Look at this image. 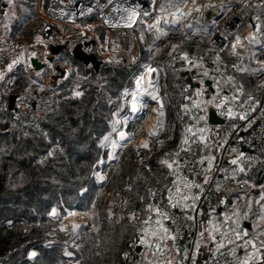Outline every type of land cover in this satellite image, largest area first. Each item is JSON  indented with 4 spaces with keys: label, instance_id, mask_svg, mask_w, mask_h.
I'll list each match as a JSON object with an SVG mask.
<instances>
[{
    "label": "trees",
    "instance_id": "obj_1",
    "mask_svg": "<svg viewBox=\"0 0 264 264\" xmlns=\"http://www.w3.org/2000/svg\"><path fill=\"white\" fill-rule=\"evenodd\" d=\"M21 2L29 6L34 4L33 0ZM260 4L264 5V0H260ZM240 8L235 0L224 7L217 19L230 16L226 11L236 14ZM22 18L24 20L23 16L17 19L11 28L6 27L7 35L12 39L20 32L16 25ZM251 18L256 25H261L259 39L264 42V9L246 11L235 35L242 40ZM4 20L0 21L1 31L5 28L2 26ZM96 21L97 17L93 16L87 23ZM201 25L209 32L200 37L189 29H186V34L176 33L177 25L168 24L166 27L169 37L164 41L170 42V47L172 44L179 47L171 56L167 52L156 64L160 71L152 78V87L148 88V92L158 97V100H153L147 95L158 103L156 125L160 121V126L153 129L157 134L149 136L148 148L130 143L131 139L144 137L141 128L145 117H134V121L124 122L126 117H132L129 106L134 80L144 69L150 53L147 46L152 37L146 24L135 28L142 51V64L138 66H112L98 56L101 66L95 71L65 52L59 59L63 66L70 67L68 77L62 81L55 96L44 97L43 102L32 106L29 114L7 110L9 92L19 90L28 95L33 90V79L28 78V72L20 74L8 93L0 90V264H144V252L137 250L138 246L143 247L139 244L140 221L148 215L146 205L156 204L159 191L166 198V186L173 187L172 181L181 175V148L184 147L181 141L188 134L185 129L197 89L203 87L206 91L203 93L209 100L219 91L214 105L219 103L220 97L229 98L221 108H213L217 113L227 112L229 107L238 111L250 91L264 90V70L231 73L228 65L236 63L237 56L230 51L215 50L211 46L213 42L222 44L226 41L212 26ZM140 28L148 34L143 43L139 36ZM105 31L104 26L97 30L101 41L105 38ZM25 34L28 35L26 32L21 35ZM232 39H235L234 35L230 41ZM157 41L160 44L163 40ZM157 44H151L152 50ZM251 45L257 54L256 59L264 60V49ZM92 51L97 54L95 48ZM180 52L190 53V57H206L211 63L203 61V67H192L180 59ZM217 53L221 60L214 62ZM256 67L254 69H260ZM205 70L208 76L203 75ZM186 72L188 75L185 76ZM213 77L219 81V89L214 88L211 92L206 82L214 80ZM228 77H233V80L229 81ZM200 80L204 83L200 84ZM77 84L79 89H76ZM241 86L242 92L237 91ZM73 90L83 94L74 97ZM232 96L238 99L232 100ZM184 105L188 108L185 109ZM161 111L163 115H158ZM119 131L133 137H125L119 156L113 163H107L110 149L103 147L104 137L112 132L117 138ZM49 151L53 152L52 156H48ZM175 153L178 156L173 155ZM162 159L177 160L179 169L169 170L160 163ZM98 160L101 162L97 163ZM100 172L106 175L101 184L96 180V174ZM238 181L242 189L237 191L234 199L253 185L259 187L264 184V174L259 168H249ZM215 184L214 201L223 199L227 205L232 203L227 198L230 195L223 197L225 189L221 184ZM149 189L156 192L154 198L149 196ZM110 194L120 199V205L111 218L100 220L98 212L106 195ZM140 197L144 200L141 201ZM53 208L56 209V218L49 215ZM75 212L90 217L92 223L85 227L74 222L79 227L68 239L66 230L59 226L68 213ZM130 213H135L138 219H130ZM182 213L190 215L189 211ZM26 226L29 230L24 231ZM185 247V244L177 243L179 253H184ZM31 251L37 252V256L29 258ZM65 252H71V257ZM125 253L129 258H125Z\"/></svg>",
    "mask_w": 264,
    "mask_h": 264
},
{
    "label": "built area",
    "instance_id": "obj_2",
    "mask_svg": "<svg viewBox=\"0 0 264 264\" xmlns=\"http://www.w3.org/2000/svg\"><path fill=\"white\" fill-rule=\"evenodd\" d=\"M52 1L53 0H45V4L48 5ZM185 1L188 0H182L180 3L183 4ZM174 2H176V0H156L153 14L159 17L158 15H160V12L162 11L161 9L168 7L169 10L170 8L175 7L176 4ZM237 3L241 6L238 13L228 17H221L220 19H217V26H212L215 30L219 31L223 40L226 41L222 44L217 42H213L211 44V46L218 52L230 51L232 53L231 45L236 43L237 36L235 34L241 26L243 14L246 11H258L263 8V5L260 4V0H237ZM187 4L188 3H186L185 6H187ZM146 18L147 17L145 15H140L137 22L131 27H128L127 25L107 27L102 24V26L106 29L103 41L100 39H94V34L87 30V27L82 26L83 23L67 24L52 20V22L45 23L42 27L44 45L47 46V48L50 45H65L73 48L77 44L88 42L90 44L92 43L96 49L97 55L102 58L101 60L106 64L112 66H138L142 62V51L138 37L135 33V28L140 26L141 22ZM97 20L98 21L94 24L100 25L102 21L98 18ZM6 31V27L0 31V38ZM232 35L235 36V39L230 41V37ZM229 41L230 44H227ZM34 51L37 53L35 58H37L40 63H46L45 61L49 63L47 60L48 55L42 56L37 52V50ZM252 52L255 51L249 43L239 42L236 45L235 54L232 53L237 56L238 61L236 63L231 62L228 65L230 72L233 74L248 73L256 66L260 67V65L257 64L251 56ZM30 53L28 56V65L31 64V67H28L30 71H35L34 66L30 61L32 58ZM12 56L13 54L10 52L0 55V70L7 68V64L12 59ZM205 61L207 64L211 63L209 60L205 59ZM233 64H236L238 67L233 68ZM240 68L245 69V71H240ZM139 75H142V71ZM43 81L45 82V79ZM210 81L211 86L217 89L213 86L216 81ZM133 90H136V85ZM47 93H51V95L55 96L57 91L51 92V90H48ZM249 95L253 97L252 100H248ZM42 99L43 98L37 87H34V89L28 95L25 94L23 99L19 102L21 109L20 112H24L26 114L31 113L32 106L36 107L37 103L43 102ZM143 101V105L151 107L152 113L155 114L157 112L159 105L156 101H153L149 96L144 97ZM242 108L243 111H235L234 115L231 117L227 115V112H222L221 114L218 113L224 122L222 124L211 125L215 129L223 131V135H226V143L223 147L221 160L212 178L210 177L209 171H206V161L203 164L199 163L200 157L205 156L204 146L200 143L191 144L192 140H196V136H191L189 138L191 150L183 151L180 177H186L189 181H194L202 186L203 194L197 201V204L202 207V209L207 210L213 215L230 209L227 204H221L219 201H214L213 186L216 182H219L220 177L223 178L224 176H227L225 162L229 157H231V154L235 157L239 155L240 152L245 153V156L241 158V163L247 168H259L264 174V90L262 92L250 91L242 104ZM241 114L245 116L244 119L240 118ZM192 115L196 123H204L205 128L210 125L209 110H206L203 103L200 104L199 108L193 107ZM200 117H204V119H200ZM198 135L199 133H197V136ZM131 142H133L132 139L130 143ZM188 147L189 145H184L183 148ZM233 149H236V151L233 152ZM206 176L207 183H205ZM192 192L199 193L200 189L193 188ZM161 193V191L158 192L160 197L156 199V204L165 207L167 206V197L164 198ZM168 210L170 215H172L173 219L176 221L175 224L171 221H166L169 224L170 230L177 235L175 243L185 244L189 251L195 250L194 241L198 238V233L200 232V223L197 217L198 211L195 214L190 215L194 217V220H188L185 218L186 215L177 211L176 208H169ZM102 213L104 212L102 211ZM76 215L84 217L81 213H76ZM183 254L184 253H179L178 259L183 256ZM125 258H129V254H127ZM185 264H191V260L185 261ZM211 264H236V257L231 254L230 248L226 247L221 249L220 252L214 253Z\"/></svg>",
    "mask_w": 264,
    "mask_h": 264
},
{
    "label": "snow or ice",
    "instance_id": "obj_3",
    "mask_svg": "<svg viewBox=\"0 0 264 264\" xmlns=\"http://www.w3.org/2000/svg\"><path fill=\"white\" fill-rule=\"evenodd\" d=\"M13 3V0H8V4L11 5ZM201 7L204 8H215V5L208 4L203 5L195 8L196 12L201 11ZM221 11L224 10V5H220ZM163 11V9H161ZM230 10V9H229ZM126 12L129 13L127 17V26L131 27L133 23L136 21V17L139 15V13L136 11L135 8L133 9H125ZM177 12L180 11L179 8L176 9ZM145 15H148V13H144ZM168 25L170 22L168 20L157 19L154 21L152 25H149L148 27L150 29L154 28L156 32V39L159 40L161 37H166L168 35V29L166 27H161V24ZM177 21L173 19L171 21V24L174 26L176 25ZM197 24H199V20H197ZM218 24V20L213 18L211 20V25L213 27H216ZM90 27V26H89ZM184 29L192 30L193 32H199L203 31L205 34L209 32V29L207 27L201 28H193V25L191 23L183 25L181 27V31ZM257 33H261V25L257 24L254 26V31L249 34V36L246 38L249 40L250 43L259 45L261 49H264V42H262L257 37ZM142 38V37H141ZM187 35H185V39H187ZM35 40L37 43L44 44V40L37 35L35 37ZM239 37L236 38V43H233L231 45L232 53L235 54L236 51V45L239 43ZM179 45L172 44L171 49L172 51L169 52V55H172V52H174ZM157 51H159V48H157ZM37 53L35 51H32L30 53L31 57H35ZM47 55V53H45ZM256 52H252L251 56L255 59V62L260 65V69H253L252 71H258V70H264V60L256 59ZM180 59L191 65L192 67H203V57H190L187 52H180L179 53ZM175 59V57H173ZM22 60H27V57L25 55V52H21L19 56H17L15 59H13L10 63L7 64V70L12 71L13 67L17 64H19ZM221 60V57L219 53L215 56L214 62H219ZM47 63V61H45ZM66 63V62H65ZM31 67V64L28 65ZM48 67L51 69L52 65L49 64ZM233 68H237L238 66L236 64L232 65ZM240 71H245V69L240 68ZM70 71V69H69ZM157 71L154 68H151L150 66L146 69L147 74H151L153 72ZM41 73L40 71L36 72V75L39 76ZM204 76H208L209 73L207 70L203 72ZM4 78V72L0 71V79ZM63 78H67V75H65ZM145 77L143 75L137 77L135 83H136V91L132 94V103H131V111L133 113L137 112L138 110V104H137V96L140 94H147L151 96L153 100H158L157 95H155L152 92H148L147 88L143 87ZM215 80V77H213ZM228 80H233V77H228ZM200 84H203L204 81L200 80ZM217 89H219V81H217L214 85ZM79 85H76V89H79ZM148 87H152L151 80L148 81ZM237 91L242 92V86L241 88L237 89ZM83 93L78 90H73V96L74 97H80ZM203 95V91L201 89H197L195 96L197 99L193 100V107H200V104L203 103V101L199 100V97ZM219 95V91H217V94L212 97L211 100L207 101V103H213L216 101L217 96ZM189 97H186L188 99ZM228 97H220L219 103H216V108H221L227 101ZM238 99L237 96H232V100ZM253 97L251 95L248 96V100H252ZM141 108L146 107V105L141 104ZM162 107V105H161ZM185 109L188 108V105L183 106ZM158 115H163L162 111L158 113ZM228 116H233L234 112L231 107L227 110ZM241 119H244L245 116L243 114L240 115ZM200 119H204V117H200ZM160 126V121H157V125L154 127ZM187 133H189L191 136H196V140H192L191 144H204L205 148L207 147L206 143V137L203 135L205 133L206 129L204 128H196L189 126L185 129ZM197 133H200V135L197 136ZM157 133L154 130H149L148 135L149 136H155ZM120 139L123 140L126 136V133L121 131L119 133ZM104 140H107V136L104 137ZM182 145H189L188 148H181L182 151H190V141L187 136L182 138L181 141ZM113 147H117L116 143L113 142ZM140 147L148 148L149 144L148 141H143L140 145ZM233 152L236 151V149L232 150ZM53 152L49 151L48 156H52ZM165 155H168L167 153ZM173 155L178 156V153H175ZM245 156V153L240 152L239 155L235 156L233 159L230 160V163L232 165H236L238 167V170L240 172H243L245 169L241 165V158ZM113 158V157H109ZM215 157L214 156H201L199 163L203 164L205 161H207V169L206 171H211L213 167V161ZM101 161H97V163H100ZM161 164L166 165L169 170L179 169V163L177 160H168V159H162L160 161ZM235 172L236 169H233ZM97 175V179L100 181H103L106 179L103 175ZM205 183H207V176L205 177ZM173 187H167V206L162 207L159 204H152L148 203L146 205V211L148 215L140 221L142 227L139 229L140 235H139V244L144 246L148 251L143 253L144 260L147 262V264H185V261L191 260V264H196V258L199 253V250L201 248V245L205 242L210 243L211 245H214L215 251L220 252L221 249L226 248L228 245H234L230 249L231 254L236 257V250L237 248H242L244 250V255L242 257H236V264H264V231L257 233L256 236H249V231L245 228L241 230L240 220L241 216L239 212H233L232 216H229L227 213L223 214V220L215 221L213 219H208L206 222V225H202L203 230L198 233V238L194 241L195 244V250L189 251L188 247H185L183 256L179 257L177 259V256H179V249L175 248V241L177 240V235L170 230L169 227L165 225V221H171L173 224L176 223V221L173 219L172 215L169 213V208H177L179 207L182 211L187 213L189 210L195 211L197 207V201L201 198V195L203 194V188L200 184L195 183L194 181H189L186 177H180L177 176L176 180L172 181ZM255 187V185H253ZM261 188V193L259 198L256 200L257 204H260V201H264V184L259 185ZM193 188L200 189L199 193L192 192ZM217 190H219V186H217ZM148 194L150 197H155L156 192L152 189L148 190ZM141 201L144 200V197H140ZM221 204H224L225 201L221 199L219 201ZM252 200L249 199L248 201V208L251 209ZM260 212L261 215L259 217L260 221H264V204H260ZM56 209L53 208L49 215L55 216ZM249 213L245 212L243 214V219L248 218ZM233 216L235 219H233ZM188 220H194L193 216L187 215L185 216ZM130 219L136 220L138 219L135 213H130ZM79 225L73 224V232H75L76 228H78ZM254 228L260 227L259 224H254ZM63 230V229H62ZM168 241L173 242V248L170 249L168 247ZM225 241L227 243H225ZM240 241L241 243L237 244L236 242ZM251 249L249 251L248 249ZM173 249L176 252V255H173ZM65 255L71 256V252H65ZM149 255H151L152 259H149ZM29 258H34L37 256V252L31 251L28 253ZM125 256H127V253H125ZM171 257V258H167Z\"/></svg>",
    "mask_w": 264,
    "mask_h": 264
},
{
    "label": "crops",
    "instance_id": "obj_4",
    "mask_svg": "<svg viewBox=\"0 0 264 264\" xmlns=\"http://www.w3.org/2000/svg\"><path fill=\"white\" fill-rule=\"evenodd\" d=\"M18 1H20V0H18ZM18 1H13V3L11 5H9L8 0H0V21L2 20V18L5 19L3 21L4 25L2 24V26L7 27V28L8 27L11 28L12 26H14V23L17 19H21L22 16L24 17V20L22 18V20H20L21 22H19V24L16 25L17 29H19L20 32L16 35L15 39H12L11 36H8L6 33L7 31L5 32L6 34H4L0 38V55H2L3 53H8V52L13 54L12 59L9 61V63L13 59H15L17 56H19L21 52H25V55L27 57L26 61L22 60L19 64L15 65L13 67L12 71H8L7 68L0 70V71L4 72V78L0 79V90L4 89V90H6L7 93L9 92L8 91L9 87L11 88V86L14 84V82L17 80V78L20 76L21 73L28 72V73H34L36 75V71H30L29 67H28V56H29L30 52L37 50V52L42 56L45 55V52H47V54H48V48H46V46L44 44L37 43L35 40V37L37 35H39L43 39L42 29L40 27H43V25L45 24V23L43 24V22H44V20H46V18L48 16L47 15L48 5L45 4V0H38V1L33 0L34 4H32L31 6L27 5L24 2H18ZM233 1H235V0H217L216 5H218V7H219L217 9H219L221 11V9H220L221 4H223V5L226 4V6H227L228 4H230ZM262 9H264V5H263ZM26 16L28 17L27 19L25 18ZM39 17L43 18V19H41L42 23H40V25L36 26L38 24ZM250 20H253V23L255 26L256 23H255L254 19L251 18ZM94 23L95 22L90 23V25H88L87 21H85L82 25L87 27V30L91 31L94 34L95 27H96V25ZM254 26L250 22V25L247 26V28L245 29V31L243 33L245 40L249 36V34L254 31ZM25 32L28 33V35L25 34L23 36H26V37H23L21 34L25 33ZM257 37L259 39V33H257ZM94 39H98V36L94 35ZM246 42L248 43V41H246ZM93 48H94V46L92 45V43L91 44L89 43V46L86 48V50L93 52L92 51ZM57 60L60 61V59H57ZM183 64H184V62H183ZM62 69L66 71V75L68 77L70 67L69 66H65V67L63 66ZM54 73H56L55 69H53V74ZM52 75H50V78ZM50 78H48V80H50ZM45 81H47V79H45ZM57 85H60V84L55 83L52 80V82L50 84V87L53 89L52 91L56 92V87L58 89ZM11 94H23L24 95V93H21L19 90L15 93L9 92L8 97ZM211 110H213V109H211ZM209 112H210V109H209ZM221 113H222V111L219 112V114H221ZM206 128L207 129L210 128V130H212L215 134L218 131L213 126H211V124L206 126ZM142 133L145 136L147 131L143 130ZM221 133L223 134V131H221ZM211 140L217 145V148L214 150V152L216 154L214 156L215 157V159H214L215 165L212 167L211 171H209L210 177L212 178L213 174L215 173L216 168L218 167V165L220 163L221 155H222L221 152H223V150H222V147H220L216 136H212ZM219 149H220V151H219ZM233 158H234V156H232V154H231V157H229L225 162V167H226L225 169L227 170V176L226 177L224 176L223 178L220 177L221 179L219 180V182H216V184H215V185L221 184V188L225 189L223 191V197L224 196L227 197L230 195V197H227L230 199V200L228 199L229 202L233 201L230 204L228 203V206L230 209H228L227 211L213 215V214L209 213L207 210L202 209V207L198 206V204H197L196 210L195 211L189 210V213H190V215H193L198 211L197 217H198V220L200 223V231H202L203 230L202 225H206V222L208 219H213L215 222L218 220H223V214L224 213H227L229 216H232L233 212H239L240 216H241V220H240L241 230L246 228L249 231L250 237L256 236L257 233L264 231V221L259 220V217L261 215L260 206L257 207L255 205L256 202H254L252 208L249 210L248 204L245 201V197H247V199H249L247 195L250 193V191L252 189L257 188V187L250 188L247 192L243 193L241 196L234 199V195H236L238 193L237 191L242 189V185H241V183H239L238 178H239V176H242V177L245 176L247 174L249 168H247L246 166H244L241 163V165L244 167L245 170L243 172H240L236 165L231 166L230 160ZM206 168H207V161H206ZM233 169H236V171L234 172ZM254 198L258 199L259 196H255ZM261 204H264V201ZM176 209H177V211H179L181 213L184 212L179 207H177ZM245 212L249 213L247 219L242 218L243 214ZM233 219H235L234 216H233ZM164 223L167 227H169V224L166 221ZM254 224H259L260 227L254 228L253 227ZM262 238H264V237H262ZM171 243L173 245V242H171ZM171 243L168 242L169 245H171ZM225 243H227V242L225 241ZM236 243L239 244L241 242L237 241ZM228 247L231 249L232 247H234V245H228L227 248ZM172 248H173V246H172ZM175 248L177 249V243H175ZM145 249L146 248L143 246V247H141L139 252L142 251L145 253L146 252ZM248 250L251 251L250 248ZM262 251H264V249H262ZM215 252L216 251H215L214 245H211L210 243L205 242L204 244L201 245V248H200L199 253L197 255V258H196V264H211ZM173 255H176V252L174 249H173ZM243 255H244V250L242 248H237L236 257H242ZM167 258H171V257H167ZM149 259H151V258H149ZM177 259H178V256H177ZM144 264H147V262L145 260H144Z\"/></svg>",
    "mask_w": 264,
    "mask_h": 264
},
{
    "label": "rangeland",
    "instance_id": "obj_5",
    "mask_svg": "<svg viewBox=\"0 0 264 264\" xmlns=\"http://www.w3.org/2000/svg\"><path fill=\"white\" fill-rule=\"evenodd\" d=\"M181 1L182 0H176V2H174L176 4V6L170 8L169 10H168V7L164 8L163 11L160 12V15H158L159 17H157L155 14L145 15L147 18L144 19L141 22V24H146L147 26H149V25H152L154 23V21H156L157 19H161V18L163 20H168L170 22L169 24H171V21L173 19H175L177 21L176 25L178 27V30L176 31V33L180 32L182 34H186V29L181 31V27L183 25L191 23L193 25L194 29H196V28H201L202 29L203 28V26L201 24H204V17H203L204 16V12L207 9H209V8L201 7V11L200 12H196L195 11L196 7L203 6V5H208V4H213V5H215V8H219L218 5H216L217 4L216 3L217 0H188V1H185L183 4L180 3ZM18 2H21V0L18 1ZM186 3H188L187 6H185ZM225 6H226V4L224 5V7ZM177 8L180 9L179 12L176 11ZM226 13H227V15H230V16L232 15L231 11H230V13L228 11H226ZM41 19H43V18L39 17L38 24L36 26H38V25H40V23H42ZM197 20H199V24H197ZM48 22H52V19H50L47 16V18H46V20H44L43 24L44 23H48ZM90 23H93V22H90ZM90 23H87V24L90 25ZM102 24L103 23H101L100 25H96V27H95L94 35L98 36V39H99V34H98L97 30L99 31V29L102 27ZM161 27H167V25H164L162 23ZM40 28L42 29V27H40ZM147 29L149 31V34L152 37V40H150V42L148 44L149 47L147 46V50H150V53H149L148 59L146 60L147 63L144 65L145 67L142 70V75L145 77L144 82H143V87L148 89L149 88L148 87V81L149 80H153L152 76H153L154 72L151 73V74H147L146 69L150 66L151 68H154V69L157 70V71H155V73L159 72L160 69H159V67L156 64L159 61H161V59L164 58V56H165V54L167 52H171L172 49H171V47L169 45L170 42H167V40L164 41L166 37H169V31H168V35L166 37H161L160 38L163 41L160 44L159 43L157 44L156 42H158V41L156 39L155 29L154 28L150 29L149 27H147ZM140 34L141 35H139V36L142 37L141 38V42L143 43L144 41H146V36L148 34L145 32V29H144V32H143L142 28H140ZM197 34H198L197 35L198 37L206 35L203 31H199V32H197ZM239 41L243 42V43H246V41H248V43L251 44L249 42V40H247V39L245 40L244 36H242V40H239ZM151 44L153 46H155V44H157V46L152 50L153 47H151ZM250 46H252V45H250ZM46 48H47V46H46ZM157 48H159V51H157ZM45 53H47V52H45ZM203 58H204V60H203L204 62H206L205 59L208 60L206 57H203ZM58 64L60 66H62V68H63V63L61 61L57 60L56 63L54 62V63L51 64L52 65L51 69L49 67L44 69L43 72H41V74L39 76L35 75L34 73H29L28 74V78L34 80L33 83H32L33 87H37V89L40 92L42 98L51 95V93H47L48 90H51V92H54V91H52L53 89L50 87V84H51L52 80L50 79L51 80L50 81V80H48V78H50V75L53 74V69ZM139 76L140 75H138L137 77H139ZM44 79H47V81L44 82L43 81ZM136 79L134 80V83H135ZM135 85H136V83H135ZM57 86H58V89H59L60 85H57ZM58 89L56 87V91ZM201 90L203 92H206L203 87H202ZM134 91H136V90H133L131 92L129 111H131L132 94H133ZM144 97H147V94H140V95L137 96V104H138L137 112L133 113L131 111V113H129V115H131L132 117H126L124 119V122L127 123V122L134 121L135 120L134 117H137V118L138 117H143V118L145 117V123L143 124V126L141 128V131L143 132V130H146L147 133H146V135L144 137H138V138L134 139L133 142H131V145H134V146H140L143 141H149L148 132H149L150 129L153 130L155 128L154 126L156 125V121L155 120H157L156 119L157 118V112L155 114L152 113L151 107H143L142 109L140 107V105L144 103V101H143ZM195 99H197L196 96L194 97L193 100H195ZM199 100H203L204 101L203 105L206 108V110L210 109V111H211V109L215 108V105L213 103H207V101H209V99H208L207 95L205 96V93H203V95L199 97ZM192 109H193V102L191 104V109H190V113H189L190 115H189V119H188L189 123L187 124V128L189 126H191L194 129H196V128H204V129H206V131H205V133H203V135L206 137L207 147L205 148L204 144H202L204 146V154H205V156H209V155L215 156L216 154H215L214 150L217 148V145L211 140V137L212 136H216L217 141H218L220 147H222V150H223V147H224V145L226 143V135H223L220 130H218L216 132V134H217L216 135L212 130H210V128L209 129L205 128L204 127V123H202V124L196 123L194 121V118H193V115H192ZM239 111H243L242 106H241V109L238 110V112ZM146 112H148L147 115H146ZM233 112H235V111H233ZM40 115H42V114L40 113ZM155 116H156V118H155ZM152 118H154V121L150 122V120ZM120 132L121 131H119L117 133V138H115V134L112 133V132H109L108 134L105 135V136H107V140H104L103 147L105 148V150L110 149L109 155L107 157V163H113L116 160V157L119 156V153L121 152V150H123V140L120 139V136H119ZM199 135H200V133H199ZM131 136H132L131 134H127L126 133L125 137L126 138H131ZM186 136L188 138L191 137V135L189 133ZM113 142L116 143L117 147H115V148L113 147ZM219 151H220V149H219ZM110 156L113 157V158H109ZM214 165H215V163L213 161V166ZM98 174L99 175H103L101 172L98 173ZM103 176L106 177V175H103ZM96 180H97V183H100V184L102 182H104V180L103 181L98 180L97 179V175H96ZM255 187H257V186H255ZM261 191H262L261 188L257 187V188L252 189L250 191V193L247 195L248 198L252 200L251 208L253 206V203L256 202V200H257L254 197L255 196H260ZM249 199H247V197H245V201L247 202V204H248ZM261 203H263V201H260V204ZM260 204L255 203V205L257 207H259ZM119 205H120V199L119 198H116V196L112 195V194L106 195L104 205L101 207V209L98 212V217L100 218V220H108L109 218H111L115 214V208H117ZM102 211L104 213H102ZM120 214H121V212L119 213V215ZM55 218H56V215H55ZM74 222L78 223V224H82L85 227H89L90 224L92 223L91 222V218L88 217V216L87 217L86 216L82 217V216L76 215V212L75 213H68L66 218L62 221V225L59 226V228L61 230L62 229L66 230L65 235L67 236L68 239L71 238V236L73 235L72 224H74ZM26 230H29L28 226L24 227V231H26ZM168 242L171 243L172 241H168ZM172 246H173L172 243H171V245L168 244V247L171 248V249H172ZM145 251H148V250L145 249ZM69 257H71V256H69ZM149 258L152 259L151 255H149Z\"/></svg>",
    "mask_w": 264,
    "mask_h": 264
},
{
    "label": "water",
    "instance_id": "obj_6",
    "mask_svg": "<svg viewBox=\"0 0 264 264\" xmlns=\"http://www.w3.org/2000/svg\"><path fill=\"white\" fill-rule=\"evenodd\" d=\"M156 0H53L48 4L47 15L50 19L60 21L67 24H82L93 16H96L102 23L107 26L127 25V17L129 15L125 9L135 8L139 15L153 14L155 10ZM221 15V11L217 8H209L204 12V24L211 27V20L217 19ZM254 26L253 20H250ZM133 23L132 25H134ZM131 25V26H132ZM89 46L88 42L77 44L73 48L65 45H50L48 47L47 60L49 63H40L37 58L30 59L35 71H43L48 68L49 64L56 63L57 59L65 52L71 53L73 58L86 66H91L95 71H98L101 66V60L94 52L86 50ZM183 64V63H181ZM179 65V64H178ZM55 72L51 76V80L61 85L66 71L59 64L55 66ZM185 76L188 75L186 72ZM155 73L153 74V78ZM206 86L211 92L214 88L211 86V81L206 82ZM23 94H11L8 97L7 110L18 114L20 112L19 102L23 99ZM224 121L215 110L209 112V123L211 125L222 124ZM140 246L137 247L139 251Z\"/></svg>",
    "mask_w": 264,
    "mask_h": 264
},
{
    "label": "bare ground",
    "instance_id": "obj_7",
    "mask_svg": "<svg viewBox=\"0 0 264 264\" xmlns=\"http://www.w3.org/2000/svg\"><path fill=\"white\" fill-rule=\"evenodd\" d=\"M153 121H154V118H152L150 122H153Z\"/></svg>",
    "mask_w": 264,
    "mask_h": 264
}]
</instances>
